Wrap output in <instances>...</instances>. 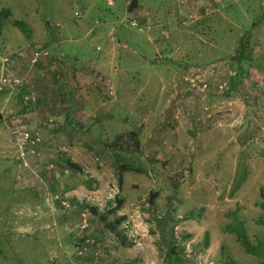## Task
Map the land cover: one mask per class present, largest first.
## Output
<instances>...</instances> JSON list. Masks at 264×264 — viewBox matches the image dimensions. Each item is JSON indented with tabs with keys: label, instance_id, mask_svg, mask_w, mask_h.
I'll use <instances>...</instances> for the list:
<instances>
[{
	"label": "rangeland",
	"instance_id": "1",
	"mask_svg": "<svg viewBox=\"0 0 264 264\" xmlns=\"http://www.w3.org/2000/svg\"><path fill=\"white\" fill-rule=\"evenodd\" d=\"M107 1L106 6L111 7L113 0H110L111 6ZM131 1L124 0L126 12ZM92 2L98 10L87 12V8H93ZM92 2L0 0V57L9 58L19 52L27 56L34 47L46 50L44 41L45 38L50 39L52 30L64 32L63 49L70 58L77 56L78 62L84 65L105 61L103 58L110 46L107 45L113 44L116 53L108 58L110 68L107 73L111 77L124 75L120 80L121 88L127 87L130 91L118 96L116 90L114 93L113 79L107 75L111 83L107 79L104 85L111 84L114 96L105 100L103 111L97 109L99 116L95 120L97 124L93 135L99 141L136 132L137 126H143L149 120L158 121L149 112L158 105L166 104L167 99L158 100L160 97L157 95L169 89L170 92H166L169 98L174 96V92L186 90L179 78L188 68L217 62L228 66V59L245 34H249L251 53L250 63H247L252 72L250 78L245 76L241 80L228 75L225 70L218 71L209 81L212 87L217 82L227 83L228 88L222 96L211 93L206 99H199L189 93L199 115L200 107L207 104L215 121L213 129L223 132L219 145L202 149L205 155L198 157L200 162L191 165L167 164L170 162L163 159L151 166L136 164L134 160L127 162L137 171L125 176V186L142 180L141 173L147 178L142 186H138L147 190L146 196L132 205L134 209V205L141 207L133 211L138 216V228L147 231V236L141 240L142 247L136 249L140 252L146 250L147 259L133 260L119 256V248L123 242L129 244V241L119 228L116 227V232L111 231L119 218L112 219L109 215L106 221L108 228L100 223L101 226L95 225L98 226L97 233L109 234L104 238L110 240L111 249L107 251L115 253H110L116 259L115 264H264V129L261 131L264 128V0H153L151 5L159 9L157 14L161 19L154 23L168 34V39L163 42H159L158 38L154 44L152 41L153 45L161 47H157L158 55L143 39L152 33L153 27L150 26L151 29L143 34L129 27L131 20L149 26L140 20V16L128 12L117 20L105 19L101 22L98 6L105 7V0ZM16 24L26 32L23 33ZM134 48L137 54L132 55ZM123 51L130 55L127 61L123 57L119 59ZM165 57H168L167 65ZM149 61L153 69L146 67ZM10 73L13 75L12 70ZM14 77L19 78L17 75ZM148 79L146 95L149 98L141 101L142 94L146 93L142 91V83ZM253 83L261 86L262 96L259 98ZM105 92L108 95V88ZM0 96L7 102L3 111L6 121L0 123V264H99L100 260L95 259L91 251L73 260L76 253L71 238L75 239V231L65 226V214L54 196H44L41 187L32 191V182H16L17 156L13 136L8 130L17 120L13 116L18 110V98L14 94ZM152 100L155 101L150 109ZM198 120L196 122L201 125L208 123ZM241 131L244 135L248 132L243 139H240ZM204 136L201 134L198 142L205 143ZM116 138L125 141L122 136ZM133 141L130 139L128 142L127 153H132ZM235 141L240 142L239 150L230 147ZM61 150L67 152L65 148ZM167 151L171 154L173 149L168 148ZM196 151H199L197 147ZM152 178L159 179L157 188L169 189L174 199L178 200L181 195L183 201L180 203L179 199V204L172 205L169 215L155 210L156 217H161V220L154 219V215L151 217L144 206L148 197L154 194ZM177 217L182 218L178 223L181 232L174 239L173 226ZM90 234L89 238L102 243ZM114 238L117 240L114 241ZM163 241L170 244L166 245ZM244 241L251 247L252 253L245 250ZM112 246L118 252L113 251ZM169 248L173 251L172 255Z\"/></svg>",
	"mask_w": 264,
	"mask_h": 264
},
{
	"label": "crops",
	"instance_id": "2",
	"mask_svg": "<svg viewBox=\"0 0 264 264\" xmlns=\"http://www.w3.org/2000/svg\"><path fill=\"white\" fill-rule=\"evenodd\" d=\"M152 1L138 0L137 8L133 12L141 17L140 20L143 23L153 27L152 33L150 32L143 39L148 43L154 54L158 55L159 49L157 47L160 49L161 47L158 44H153L157 40L161 29L156 25L157 19H161L158 18L159 15L157 14L159 9L151 5L153 4ZM123 2L124 0H113V5L107 7L105 0V7L98 6V19L102 22L105 19L117 20L123 17L125 13H128L126 12V4L125 2L122 4ZM91 5H93V8H87V12L98 10L95 8V2H92ZM119 15L121 16L119 17ZM75 29L78 30V28ZM63 36L64 32L62 31L52 30L50 32V39L45 38L46 41H44L48 57L41 59L36 65H30L31 53L28 54L29 56L18 58L11 64L13 75H17L24 82L21 94L16 96L18 99L23 100L17 101L18 110L15 112L16 116L14 115L13 117H16L17 121L25 123L34 130L42 129V144L38 146L39 157L29 158L32 171L22 170L18 167L15 180L20 178L19 180L23 181L21 182L22 184H26L27 181L32 182L30 184L36 186H31L32 191L36 190L37 187H41L46 191L48 198L60 196L61 199L58 202L65 214V226L72 227L75 231L80 220V211L84 207L85 209H94L97 214L101 215L107 211L109 206H113L116 201H120L121 207L115 212V215H111L112 219H120L121 216L131 213V210L134 209L132 205L136 203L134 201L141 200L146 196L147 190L138 187L142 186L141 183L147 180L143 173H141L142 180L125 186V176L129 175V173H134L130 171L134 169L128 166V161L134 160L136 164L147 166H151L157 163L156 161L163 159L170 162L167 164L181 163L191 165L194 162L198 163L201 161V158L198 159V157L205 155L202 149L207 150L206 148L210 149L219 145V138H221L223 132L213 129L215 124L213 118V120L203 125L196 122L201 115L195 109L197 105H193L194 100L192 101L186 90L174 92V96L168 98L167 94L170 92L168 89L165 93L161 92L157 95L160 97L158 100L166 98L167 103L158 105L155 110L153 109L152 112H149L151 115L156 116L158 121H153L152 119L151 122L149 120L143 126H137L138 142L136 143L137 150L134 153H127L124 151L125 147L113 144L116 137L122 135H114V138H107L105 141L95 139L93 130L97 124L95 120H98L99 116L96 113L97 109L100 108V111H103L105 100H111V97L108 98L107 92H105L106 85H104V82L108 79L109 83H111L107 77L109 74L107 71L110 68L108 58L116 53L115 47L113 44L107 45L110 46L107 48L103 58L104 60L106 59L105 61L84 65L78 62L77 56L70 58L68 53L65 52L63 49L65 46ZM125 49L126 45L123 46L124 51ZM150 49H148L149 52ZM124 51L119 59L123 57L127 61L130 55L125 54ZM131 54H137V49L134 48ZM164 61L167 65L168 57H165ZM146 67L153 69L150 61ZM221 73L223 75L221 76L224 77L223 72ZM108 76H110L111 80L113 79L114 93L116 90L118 96H124L126 95L125 93L130 91L127 87L121 88L120 80L123 79L124 75ZM142 84V91L146 93L142 94L141 101H145L149 98L146 95L149 90V79L147 81L144 80ZM111 88L112 86L109 84L108 89L111 90ZM12 97L16 99L14 96ZM153 101L155 100H152L150 109L153 107ZM6 104L7 102L0 96V123L6 121L7 116L3 114ZM226 104H229V102ZM193 116L194 119L192 120ZM42 124H45L44 128L41 127ZM243 125L246 126V123L244 122ZM244 128H242L243 131ZM243 131L240 132V139L248 135V132L244 135ZM201 134L205 135V143L198 142ZM239 144L235 141L234 145L230 147L234 150H239ZM196 147L199 149L198 152ZM64 148L67 150L66 153H58L59 150ZM168 148L173 149L171 154L168 153ZM163 153L165 154L163 155ZM67 164L75 166V169L70 171ZM49 165H53V169L48 170ZM135 171L137 170L135 169ZM135 173L140 174V172ZM220 179H222L221 174ZM151 181L154 183L153 188L155 190L153 193L156 197L152 205L148 206L147 201H145L146 204L144 206L148 210L151 208L154 212L158 210L165 211L168 215L171 214V206L179 204V199L181 200L180 203L183 202L181 195L176 200L169 189L157 188L159 179L152 178ZM115 183L118 184V195L112 200L110 190ZM150 196L152 197V195ZM62 203L67 204L68 208H64ZM134 206L136 207L134 210L141 208ZM89 214L90 229L87 234L91 233L90 235L93 234V236L98 237L102 241L99 244L102 246L101 255L96 256L95 252L91 251L93 252V257L95 259L97 257V260H100L99 264H105L106 262L115 264L116 259L112 256L114 252L107 251V249H111L109 238H104L105 233L101 234L99 231V234L97 233V225L108 228L106 225L108 216L105 220H102L97 215H92L90 212ZM163 242L166 245L170 244L168 241ZM112 247L113 251L118 252L115 246ZM169 251L170 255H172L171 248H169ZM118 253L120 257L128 259H147L146 250L140 252L135 247L127 245H122Z\"/></svg>",
	"mask_w": 264,
	"mask_h": 264
},
{
	"label": "built area",
	"instance_id": "3",
	"mask_svg": "<svg viewBox=\"0 0 264 264\" xmlns=\"http://www.w3.org/2000/svg\"><path fill=\"white\" fill-rule=\"evenodd\" d=\"M108 5H111L112 3L110 0L107 1ZM75 16H78L76 14ZM129 27L131 29H134L136 32L143 34L150 30V26L147 25H139L135 20H131L129 22ZM161 36L165 39L168 38L167 32L164 30L161 33ZM98 50V49H97ZM33 52L30 56V65L34 66L36 65L41 59L48 57L47 50H43L40 47H34ZM22 52L13 54L9 58H0V94H5L6 92L8 94H14L15 96H18L21 94V90L23 87V80L19 78H15L14 75L10 73V71H7V65L13 64L18 58L23 57ZM8 65V66H9ZM225 70L227 72V69L225 68L224 64H213V65H204L200 67L190 68L184 71L180 75L179 81L183 84V86L186 88V91L190 94H195L197 98H204L206 99L209 94L214 93L216 95L222 96L226 89L228 88V85L226 82H217L215 84V87H212L213 85L210 83V77L213 75H216L218 71ZM228 73V72H227ZM228 75L234 76L237 79L239 78L233 73H228ZM253 89L255 91L256 96L259 98L262 96V90L261 86L257 83L252 84ZM108 96H112V92L110 89H108ZM23 99H18V101H22ZM258 101V99H257ZM200 114L201 119L200 121L209 122L212 120V114H211V108L205 104L202 105V108L200 107ZM45 124H42V128H44ZM263 127L261 128V131H263ZM11 135L13 136V144L16 151V160L18 163V167L22 170L26 171H32L29 164V158H38L39 152H38V146L42 144V133L41 129H32L25 123L21 121L15 120L9 127L8 130ZM256 142V141H255ZM62 150H59L58 153H62ZM53 165L48 166V170L53 169ZM33 174V172H32ZM35 175V174H33ZM20 178H17L16 182L19 183ZM42 189V188H41ZM111 199H115L118 195V186L115 183L111 186ZM41 193L46 196V191L44 189L41 190ZM55 200L59 201L61 198L60 196H55ZM62 206L64 208H68L67 204L62 203ZM80 220L78 225L75 228V234L73 239L76 247V255L75 258H81L90 251H94L96 256L101 255V247L100 245L92 238H89L87 232L90 229V214L86 210H82L80 212ZM157 220H161V217H156ZM121 222L118 225V228L124 233L125 239L129 241V244H131L133 247H142L143 243H141L142 238L147 236V231L143 230L142 228H138L137 219L138 216L135 214V211H133L130 214H126L120 217ZM181 217H177L176 224L173 226V235L174 239L176 237L178 238L181 227L178 223H181ZM117 239L114 238V241ZM99 246V247H98ZM197 264H200L197 262ZM212 264V263H211Z\"/></svg>",
	"mask_w": 264,
	"mask_h": 264
},
{
	"label": "trees",
	"instance_id": "4",
	"mask_svg": "<svg viewBox=\"0 0 264 264\" xmlns=\"http://www.w3.org/2000/svg\"><path fill=\"white\" fill-rule=\"evenodd\" d=\"M137 5H138V0H132L129 4H128V12H133L134 11V9L135 8H137ZM18 24H16V26H17ZM19 26V25H18ZM20 27V26H19ZM150 29H151V27H150ZM20 30L23 32V33H25L26 31H25V29L24 28H21L20 27ZM164 30V29H163ZM163 30H160V32H159V35H158V39H159V42H163V40H167V39H165L164 37H162L161 36V33H162V31ZM167 32V31H166ZM249 34H245L244 36H242L241 38H240V41H239V43H238V46L236 47V49L234 50V53L231 55V57H230V59H228L229 60V65L228 66H225V68L227 69V72L229 73H233V74H235L236 76H238L239 78L238 79H241L242 80V78H244L245 76L247 77V78H250L251 77V74H252V72L250 71L251 69L250 68H247V67H249V66H247V63H250V60H251V53H250V51H249ZM0 58H4V57H0ZM218 63V62H217ZM214 64H216V63H214ZM218 64H224V63H218ZM9 65V64H8ZM7 65V68H6V70L7 71H11L12 70V68H11V65H9L8 66ZM211 65H213V64H211ZM188 69H190V68H188ZM236 78V77H235ZM109 85V84H108ZM108 85H106V88H108ZM5 94H8L7 92L5 93ZM3 95V94H2ZM108 96V95H107ZM201 112V111H200ZM135 136H136V138H135ZM122 138H124L125 139V141H122V139L121 138H116L114 141H113V144H115L116 146H118V145H121V146H123V147H125V150L124 151H126V152H128L127 151V149H129V147H128V145L130 144V143H128L129 141H130V139H131V141H133V140H135V141H133V143L131 144V149L133 150L132 151V153H134L136 150H137V146H136V143L138 142V138H137V134H136V132H129V133H127V134H125V135H122ZM127 141V142H126ZM127 147V148H126ZM68 165V164H67ZM68 168L70 169V171H73V169H75V166H73V165H71V164H69L68 165ZM130 171H132V172H134L135 170H130ZM117 184V183H116ZM117 186H118V184H117ZM156 196H155V194H152V197L150 196L149 198H148V200H147V204H148V206H150V205H152V203H153V201H154V198H155ZM121 207V203H120V201H116V203L113 205V206H109V208L107 209V211L105 212V214H101V215H99V214H97V211L96 210H94V209H88L89 210V212L92 214V215H97V216H99L102 220H105L106 218H107V216H109V215H115V212L119 209ZM148 208V207H147ZM81 209V208H80ZM87 209H85V207L83 208V211L84 210H86V211H88ZM150 210H148L149 211V213L151 214V217H152V215H154V219H157L156 218V215H155V213H154V211H152L151 210V208H149ZM63 210V209H62ZM81 211H82V209H81ZM80 211V212H81ZM153 213V214H152ZM121 222V219H119V220H116L115 222H114V225L111 227V231L112 232H116V227H117V225H119V223ZM110 226V225H109ZM74 239V238H73ZM73 239L71 238V240L73 241ZM243 241V240H242ZM73 243V245H74V247H76V245H75V243L74 242H72ZM244 248H245V250L247 251V252H250V253H252L253 251H252V249H251V247L247 244V243H245V241H244ZM123 245H127V246H129L130 244H128V243H125V242H123ZM207 246V240H205V244H204V247H206ZM254 250V249H253ZM75 252H76V250H75ZM173 252V251H172ZM255 252H256V249H255ZM78 258H76V259H73V260H77Z\"/></svg>",
	"mask_w": 264,
	"mask_h": 264
}]
</instances>
